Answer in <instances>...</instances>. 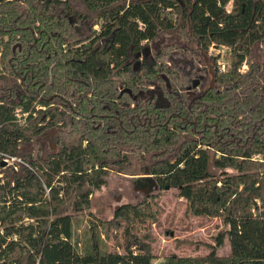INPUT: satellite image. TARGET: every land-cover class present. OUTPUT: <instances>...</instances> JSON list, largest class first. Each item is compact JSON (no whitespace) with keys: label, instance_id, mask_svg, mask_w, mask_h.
<instances>
[{"label":"trees","instance_id":"1","mask_svg":"<svg viewBox=\"0 0 264 264\" xmlns=\"http://www.w3.org/2000/svg\"><path fill=\"white\" fill-rule=\"evenodd\" d=\"M81 1L100 13L88 37L78 27L88 17L71 0H0V162L59 128L57 151L0 180V264H152L148 235L128 226L155 217L156 194L119 205L109 221L90 211L109 169L135 162L133 175L147 168L159 188H177L189 214L228 225L207 254L161 264H264V59L238 71L264 43V0H233L230 12L228 0ZM185 26L204 51L228 48V67L213 69L217 86L194 99L181 92L202 82L188 58L194 50L178 48L171 59L145 47ZM149 86L164 92L168 107L140 95ZM16 108L27 112L23 125ZM84 213L90 223L79 251L75 227ZM123 224V252L104 247L99 226L108 235Z\"/></svg>","mask_w":264,"mask_h":264},{"label":"rangeland","instance_id":"2","mask_svg":"<svg viewBox=\"0 0 264 264\" xmlns=\"http://www.w3.org/2000/svg\"><path fill=\"white\" fill-rule=\"evenodd\" d=\"M71 1L77 12L88 17L85 22L78 24L81 36L88 37L93 30H98L100 13L88 10L81 0ZM145 47L151 57H154L157 52H167L168 58L171 59L178 57V48L181 50L186 48L188 51L194 50V54L188 55V58L192 59L193 65L197 64L196 72L197 75H202V82L194 91H181L189 98H193L209 86H217L213 79V69L218 67V61H229V58L224 55L225 51H222L220 56H215V54L210 55L207 50L201 49L188 26H185L184 29L178 28L160 32L156 39L147 42ZM246 58L248 62L264 59V43H255L250 48ZM166 63L170 65V59L166 58ZM149 87L154 89L153 86ZM220 87L223 89L224 85ZM58 132L59 128H52L26 144H19L15 156L20 158L21 162L14 160L13 163L0 171L2 176L9 179L20 177L23 175L24 162L30 158L44 160L49 153L57 151L56 137ZM209 171L218 173L211 162ZM137 172H140L138 162H135L131 168L127 167L126 170L111 167L106 185L90 196L92 214L102 221H109L113 219L114 210L119 205L123 203L136 204L146 195L156 194L157 197L150 202L155 217L147 218L144 221H133L128 226L131 232L140 238L148 235L144 241L149 243L154 255L152 264H161L166 257L171 255L197 257L207 254L209 245L215 244V237L220 233L224 234L228 225L223 222L221 217L189 214L186 199L178 195L177 188H159L155 180L147 178L150 175L147 168H144L141 174L133 175ZM132 175L145 179L136 180L132 178ZM89 223L87 214L84 213L79 224L75 227L74 239L77 241L76 246L79 251L82 250L84 231L89 228ZM100 227V238L103 246L109 250L123 252L125 245L124 224L122 228H111L108 235ZM229 251V242L225 238L223 246L217 249V253L226 256Z\"/></svg>","mask_w":264,"mask_h":264},{"label":"built area","instance_id":"3","mask_svg":"<svg viewBox=\"0 0 264 264\" xmlns=\"http://www.w3.org/2000/svg\"><path fill=\"white\" fill-rule=\"evenodd\" d=\"M232 7H233V0H228V2L226 3L225 5V9L227 12H230L232 10ZM208 53L210 55H213L215 54V56H220V54L222 53V51H225V53L228 51V48L224 45H217V44H214L212 43L208 49H207ZM224 53V55H225ZM218 67L219 69H226L228 67V61L227 60H223V61H218ZM248 61H247V58H245L242 63L240 64V66L238 67V71L240 72H245L248 68ZM36 108H43L42 106L40 105H37ZM14 116L17 120V122L20 124V125H23L25 123V118L27 116V112L25 113H22L20 108H16L14 110ZM14 160H18L19 162H21V159L19 158H16V156H3L1 158V162H0V171L2 169H4L5 167L9 166L11 163H13ZM2 162H4V165H2ZM24 166H28V163L27 162H24L23 163ZM0 180L1 182H3V176H2V173L0 172Z\"/></svg>","mask_w":264,"mask_h":264},{"label":"water","instance_id":"4","mask_svg":"<svg viewBox=\"0 0 264 264\" xmlns=\"http://www.w3.org/2000/svg\"><path fill=\"white\" fill-rule=\"evenodd\" d=\"M192 86H195V81L192 83ZM149 94L150 97H154L156 95V102H155V105L157 107H168L169 106V101L168 99L166 98V96L164 95L163 91L162 90H146L145 92L144 91H141L140 94ZM2 165H4V162H2ZM134 179L136 180H141L142 178H138V177H133ZM147 178H152L151 175H149ZM145 179V178H143ZM142 179V180H143ZM168 188V186H166V189Z\"/></svg>","mask_w":264,"mask_h":264},{"label":"flooded vegetation","instance_id":"5","mask_svg":"<svg viewBox=\"0 0 264 264\" xmlns=\"http://www.w3.org/2000/svg\"><path fill=\"white\" fill-rule=\"evenodd\" d=\"M250 62H252V61H250ZM239 66H240V65H239ZM239 66H238V67H239ZM247 70H248V68H247ZM247 70H246L245 72H240V71H239V72L243 74V73H246ZM199 77L201 78L202 75H199ZM194 81H195V86H192V84H191V86L188 87V89H187L186 91H189V90L194 91V90H196L197 87L200 86V84H201V80H200V79H194ZM194 81H193V82H194ZM193 82H192V83H193ZM209 87H211V86H209ZM148 90H160V89H155V88L153 89V88H150V87H149ZM203 91H204V90H203ZM203 91H202V92H203ZM144 92H145V91H144ZM163 93H164V92H163ZM200 93H201V92H200ZM200 93H199V94H200ZM144 94H145V93H144ZM199 94H198V95H199ZM140 95H141V94H140ZM142 95H143V94H142ZM145 95H148V96L150 97L149 94H145ZM198 95L194 96L192 99H194V98L197 97ZM187 97H188V96H187ZM150 98L154 99V102H156V99H157V98H156V95H155L154 97H150ZM166 98H167V97H166ZM188 98H189V97H188ZM58 133H59V132H58ZM57 135H58V134H57ZM138 175H139V174H138ZM150 175H151V174H150ZM151 176H152V175H151ZM133 177H137V176H133V175H132V178H133ZM133 179H134V178H133ZM152 179H153V178H152ZM153 180H154V179H153Z\"/></svg>","mask_w":264,"mask_h":264}]
</instances>
